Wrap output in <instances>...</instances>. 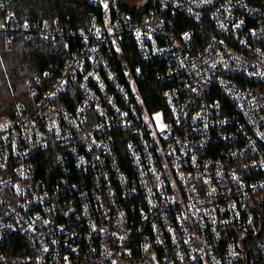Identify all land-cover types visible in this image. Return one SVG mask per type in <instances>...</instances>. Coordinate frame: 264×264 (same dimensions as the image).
Instances as JSON below:
<instances>
[{
  "label": "built area",
  "instance_id": "obj_1",
  "mask_svg": "<svg viewBox=\"0 0 264 264\" xmlns=\"http://www.w3.org/2000/svg\"><path fill=\"white\" fill-rule=\"evenodd\" d=\"M85 1L73 30L0 0L5 51L63 45L0 117V264H264V0Z\"/></svg>",
  "mask_w": 264,
  "mask_h": 264
},
{
  "label": "trees",
  "instance_id": "obj_2",
  "mask_svg": "<svg viewBox=\"0 0 264 264\" xmlns=\"http://www.w3.org/2000/svg\"><path fill=\"white\" fill-rule=\"evenodd\" d=\"M18 16L31 19L45 17L49 21L58 19L61 25H68L70 29L81 28L88 20L89 15L97 11V8L85 0H12L9 8ZM78 45L77 42L72 46ZM62 44L41 43L34 39L24 41L17 39L11 51H5L0 40V117L10 115L13 111L12 96L26 101L25 85L27 81H32L40 76L50 65L62 63ZM133 52L132 46L125 48L123 57L129 65H134L137 55L129 54ZM127 53L130 56H126ZM115 67L118 63L115 62ZM144 71L143 77L137 82L140 94L143 98L148 112L157 111L163 106L160 97L161 91L167 86L156 78V72H162V63L153 62L148 65H141ZM121 150L123 147L121 146ZM37 175L46 178L47 170L51 171V178L58 174L54 170V157L49 154L37 157ZM71 166V162L69 163ZM72 175H76L71 170Z\"/></svg>",
  "mask_w": 264,
  "mask_h": 264
},
{
  "label": "snow or ice",
  "instance_id": "obj_3",
  "mask_svg": "<svg viewBox=\"0 0 264 264\" xmlns=\"http://www.w3.org/2000/svg\"><path fill=\"white\" fill-rule=\"evenodd\" d=\"M207 2H211V0H207ZM185 38L187 39V33H185ZM156 119H157V121H159V119H160V114H157L156 115ZM159 127L163 130V128L165 127L163 124H159ZM233 179H235V177H233ZM121 239H123L122 237H121ZM67 259V258H66Z\"/></svg>",
  "mask_w": 264,
  "mask_h": 264
}]
</instances>
